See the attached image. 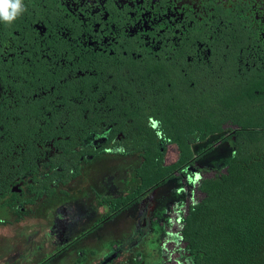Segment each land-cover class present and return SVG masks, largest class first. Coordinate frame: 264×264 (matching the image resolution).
I'll use <instances>...</instances> for the list:
<instances>
[{
	"label": "flooded vegetation",
	"instance_id": "1",
	"mask_svg": "<svg viewBox=\"0 0 264 264\" xmlns=\"http://www.w3.org/2000/svg\"><path fill=\"white\" fill-rule=\"evenodd\" d=\"M21 3L23 10L11 21L0 18V108L6 111L7 107L22 105L30 108L41 105V110L49 107L54 110L47 113L51 118L47 120H53L57 113L61 120L66 111L68 116L77 111L79 118L85 113L87 137L78 144L82 156L78 168L71 172L64 163L57 165L55 157L60 152L64 155L65 149L53 146L52 142L38 162L36 173L30 169L19 178L21 181H8L11 192L20 197L8 204L4 195L9 191L0 193V228L13 227L35 214L43 199L69 196L65 188L86 176L87 166L105 155L143 160V152L129 153L133 149L127 146L130 139L141 133L136 117L145 115L149 132L153 131L161 140L166 166L176 167L181 159L179 154L175 159L174 148L178 146L168 141L163 121L175 115H193V105L187 99L194 91L203 94L211 84L225 89L226 71L235 70L236 78L245 80L243 83L247 85L254 79H264V0H21ZM141 68L154 78L149 87L145 83L138 86L140 92L147 87V94L153 98V107H146L148 112L139 110L133 100L129 103L128 94L123 93L131 72ZM117 98L119 103L114 104ZM140 102L144 105V101ZM130 104L135 109L133 114L128 112ZM213 111L225 114L222 108ZM4 113L0 110V157L11 152L28 161L27 148L18 147L14 118ZM47 120L43 121L46 130L54 131L53 123ZM180 121L188 124L192 119L181 117ZM223 127L222 133L210 138L218 135L222 141L234 134L230 126ZM65 130V124H58L55 132L59 135ZM80 132L81 128L75 133ZM199 135L194 132L186 137L190 140ZM218 143L194 153L198 156ZM198 161L195 170L205 169ZM48 163H55V168ZM191 168L183 163L173 174L185 178V172ZM57 173V178L52 179ZM30 177L45 185L42 190L45 193L39 195V188L38 193L25 190L26 181L32 184L35 181L29 180ZM128 182H123L118 197L128 196L125 190ZM47 186L54 190L51 196ZM159 187L132 200V207L139 206V212L145 215L142 228L148 225L153 196ZM99 196L101 216L94 226L70 241L50 242L55 250L44 252L40 264H54L79 245L80 238L92 235L122 213L108 216V208L99 204V198L118 197ZM23 199L26 201L22 202ZM142 228L137 231L140 236L144 233ZM91 253L79 250L80 262L94 256ZM122 253L121 249L112 251L100 264H111Z\"/></svg>",
	"mask_w": 264,
	"mask_h": 264
},
{
	"label": "trees",
	"instance_id": "2",
	"mask_svg": "<svg viewBox=\"0 0 264 264\" xmlns=\"http://www.w3.org/2000/svg\"><path fill=\"white\" fill-rule=\"evenodd\" d=\"M224 75L225 89L216 87L217 84H211L203 94L194 91L195 94L190 95L187 102L193 105L191 110L194 112L193 115H175L171 116L172 118L168 116L169 118L163 121L168 141L177 144L180 151L181 159L176 167L165 165V153L161 151L159 143L161 140L153 131L149 132L151 128L145 115L136 117L137 128L141 133L140 136L137 134L136 138L130 139L127 146L133 149L129 153L143 152L144 161L127 183L125 190L129 192L128 196L115 199L99 198V204L108 208V216L115 212V217L120 212L127 211L133 206L132 200L136 196L176 178L173 172L181 164L186 163L195 170L198 159L213 151L214 147L197 156L186 135L198 132L200 134L198 141L206 142L210 136L222 133L224 125L230 126L235 130L234 134L222 140L233 149L227 165L224 168L213 169V175L210 177H201L198 187L196 186L198 175L193 169L185 172L189 177L188 192L197 188L201 196L189 204L185 202L179 204L176 219L181 228L175 235H167L163 240L167 242L174 238L182 240L184 247L181 260L184 264H264V79H254L247 85L243 83L245 80L236 78L235 70L226 71ZM130 77L123 93L128 94L129 103L133 100L136 107L139 105V110L148 112L147 108L153 107L154 103L153 98L147 94L148 84H153L154 79L151 72L143 71V68L134 69ZM22 81L20 80L19 84ZM140 83L147 85L144 86V92H140L141 88L138 87ZM140 100L144 101V105ZM117 103L118 98L114 104ZM33 106V108L27 105L7 107L6 111L0 108L9 118H14L13 130L16 133L18 147L27 148L30 158L27 161L19 158L18 154L14 156L11 152L7 157H0V193L9 191L4 195L8 197V204L20 197L19 194L11 192L12 187L8 181H21L19 178L30 169L31 171L35 169L36 173L38 162L43 160L46 150L51 148L50 143L53 142V146L59 149H65V154L62 155L60 152L55 159L57 165L59 162L64 163L71 172L78 166L82 156L78 144L87 137V131L84 133L87 123L85 113L79 118L77 111H72V116L71 114L68 116L66 111L61 120L58 113L53 120H47L51 119L47 113L53 112L54 109L48 107L41 110V105ZM214 108L224 109L225 114L215 113ZM134 111L130 104L128 112L133 114ZM181 117L192 121L186 124L180 121ZM46 120L53 123L54 131L46 130L43 123ZM58 124L66 125L65 133L58 135L55 132ZM79 128L81 132L75 133ZM53 164L55 163L50 164L51 167H54ZM196 171L198 174H205L209 170L197 168ZM57 176L58 173L52 179L55 180ZM29 180L35 181L33 184L26 181L25 190L38 193L39 188V195L45 193L42 191L45 185L36 183L37 179L33 177ZM47 188L51 196L54 190L50 186ZM35 201H32V204H35Z\"/></svg>",
	"mask_w": 264,
	"mask_h": 264
},
{
	"label": "rangeland",
	"instance_id": "3",
	"mask_svg": "<svg viewBox=\"0 0 264 264\" xmlns=\"http://www.w3.org/2000/svg\"><path fill=\"white\" fill-rule=\"evenodd\" d=\"M220 138L213 136L205 144H199L196 137L189 140L195 153L219 142L214 151L198 161L200 167L210 172L198 174L193 170L198 175L196 186L201 177H210L213 169L224 168L229 162L233 149L228 143H222ZM174 151L176 159L180 152L176 147ZM142 161L138 157L105 155L87 166L86 176L65 188L69 190V196L43 199L35 214L13 227H1L0 264H40L44 252L55 250L50 242L60 239L67 242L88 231L101 216L97 205L99 195L112 198L121 195L118 193L124 187L123 182L131 180ZM188 181V176L185 179L177 177L157 189L146 227H141L145 215L139 212V206L132 207L103 224L92 235L80 238V244L57 258L54 264H100L118 249L123 250L122 256L114 257L111 264H184L181 260L182 240H163L181 228L176 219L179 204H189L201 196L197 188L186 193ZM139 228L144 232L142 236L138 235ZM79 250L91 255L93 252L94 256L80 262Z\"/></svg>",
	"mask_w": 264,
	"mask_h": 264
},
{
	"label": "clouds",
	"instance_id": "4",
	"mask_svg": "<svg viewBox=\"0 0 264 264\" xmlns=\"http://www.w3.org/2000/svg\"><path fill=\"white\" fill-rule=\"evenodd\" d=\"M23 10L21 0H0V18L11 21Z\"/></svg>",
	"mask_w": 264,
	"mask_h": 264
}]
</instances>
